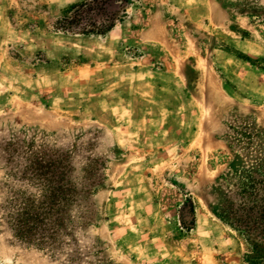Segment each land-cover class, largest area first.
Returning <instances> with one entry per match:
<instances>
[{
    "label": "rangeland",
    "instance_id": "374dc122",
    "mask_svg": "<svg viewBox=\"0 0 264 264\" xmlns=\"http://www.w3.org/2000/svg\"><path fill=\"white\" fill-rule=\"evenodd\" d=\"M80 1L0 0V264H264V0Z\"/></svg>",
    "mask_w": 264,
    "mask_h": 264
},
{
    "label": "trees",
    "instance_id": "16d2710c",
    "mask_svg": "<svg viewBox=\"0 0 264 264\" xmlns=\"http://www.w3.org/2000/svg\"><path fill=\"white\" fill-rule=\"evenodd\" d=\"M134 0H82L68 6L62 11L61 16L55 21L56 31L62 33H76L82 36H106L121 21V14H124L126 8L133 3ZM188 210L190 224H193V203L191 200L182 208L181 220L183 221V211ZM222 221L229 227L238 231L245 236L248 241L250 237L256 234L261 242H264V226L260 231L258 227L244 224L240 215L233 216L225 220L219 216ZM264 219V211L261 214ZM260 226V225H257ZM258 232V233H257ZM257 245V244H256ZM263 246V244H259ZM264 262V259H261ZM248 264H253L249 261Z\"/></svg>",
    "mask_w": 264,
    "mask_h": 264
},
{
    "label": "crops",
    "instance_id": "0c3cea01",
    "mask_svg": "<svg viewBox=\"0 0 264 264\" xmlns=\"http://www.w3.org/2000/svg\"><path fill=\"white\" fill-rule=\"evenodd\" d=\"M120 36L121 37L124 36L125 37L124 41L126 42V44H130V45L136 47V49H138L140 52H149L148 47H146L147 42H149V41L155 42V39L150 38L151 34L148 32V30H144L141 32L137 31L136 34L135 33H133V34L121 33ZM128 36H130L131 39ZM157 55H159L157 53V51L154 52V55L152 52V55H151L152 59H156ZM143 59H144V57H143ZM146 82H147V79H145V77H137L136 80L132 81L133 84L138 83L139 85H141V84L143 85ZM138 90H140V91L138 92ZM138 90L135 91L134 96L143 97V96H145V94L147 95V93H148V92H146V93L143 92L142 88H140V87L138 88ZM130 94H132V93H130ZM147 96H149V95H147ZM137 97H135V98H137ZM144 100H146V98H144Z\"/></svg>",
    "mask_w": 264,
    "mask_h": 264
}]
</instances>
